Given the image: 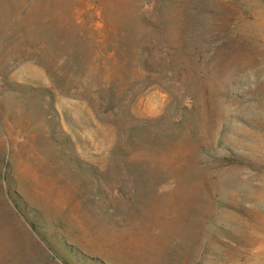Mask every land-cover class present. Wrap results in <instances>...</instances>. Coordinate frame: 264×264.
Listing matches in <instances>:
<instances>
[{
    "label": "rangeland",
    "instance_id": "374dc122",
    "mask_svg": "<svg viewBox=\"0 0 264 264\" xmlns=\"http://www.w3.org/2000/svg\"><path fill=\"white\" fill-rule=\"evenodd\" d=\"M0 264H264V0H0Z\"/></svg>",
    "mask_w": 264,
    "mask_h": 264
}]
</instances>
